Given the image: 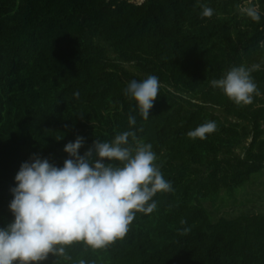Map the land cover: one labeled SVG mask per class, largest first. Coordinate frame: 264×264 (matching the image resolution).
I'll list each match as a JSON object with an SVG mask.
<instances>
[{"label": "trees", "instance_id": "obj_1", "mask_svg": "<svg viewBox=\"0 0 264 264\" xmlns=\"http://www.w3.org/2000/svg\"><path fill=\"white\" fill-rule=\"evenodd\" d=\"M255 64L251 104L210 85ZM149 75L160 89L144 120L125 89ZM130 115L173 191L123 239L76 242L40 264H264V196L242 214L213 208L264 170V0H0V227L13 220L22 162L62 166L67 143L86 138L82 155L130 130ZM208 121L217 130L206 139L186 135Z\"/></svg>", "mask_w": 264, "mask_h": 264}, {"label": "clouds", "instance_id": "obj_2", "mask_svg": "<svg viewBox=\"0 0 264 264\" xmlns=\"http://www.w3.org/2000/svg\"><path fill=\"white\" fill-rule=\"evenodd\" d=\"M244 12L255 22L261 20L254 6ZM201 15L211 18L214 10L202 5ZM259 69V64L234 66L210 85L235 104L248 105L260 94L252 76ZM159 89V78L149 75L130 81L125 95L147 120ZM128 120L130 130L111 141L97 138L82 155L86 138L77 136L65 145L68 159L62 166L39 154L21 163L10 188L13 220L0 227V264H40L49 254L65 256L66 247L76 242L105 248L126 236L137 213L148 215L157 209L154 197L173 191V186L157 165L153 146L138 138L136 117ZM216 130V123L208 121L186 135L204 140Z\"/></svg>", "mask_w": 264, "mask_h": 264}, {"label": "rangeland", "instance_id": "obj_3", "mask_svg": "<svg viewBox=\"0 0 264 264\" xmlns=\"http://www.w3.org/2000/svg\"><path fill=\"white\" fill-rule=\"evenodd\" d=\"M218 202L213 206L214 209L230 208L234 209L235 215L242 214L248 210L250 206L256 205L264 196V170L253 176L249 183L239 188L234 197H230L225 192H221ZM261 210L264 209L261 205ZM260 208V207H259Z\"/></svg>", "mask_w": 264, "mask_h": 264}]
</instances>
